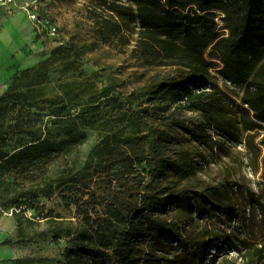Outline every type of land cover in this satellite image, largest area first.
Listing matches in <instances>:
<instances>
[{"label":"trees","instance_id":"1","mask_svg":"<svg viewBox=\"0 0 264 264\" xmlns=\"http://www.w3.org/2000/svg\"><path fill=\"white\" fill-rule=\"evenodd\" d=\"M89 1L96 47L110 45L124 50L131 47V57L142 65L171 67L178 71L154 85L148 101L161 110L201 112L205 121L194 127L177 117L174 120V127L190 133L188 141L195 140L210 148L218 145L223 149L225 144L213 140L209 133L211 126L226 140L236 139V127L244 131L264 129V0ZM219 13L224 14L227 35L218 29ZM66 50L67 47H60L37 66L23 70L0 95V141H5L9 132L33 136L32 141L15 154L9 155L0 148V170L14 164L18 172L27 170V178L36 180L45 174L50 164L68 157L84 142L81 130L68 128V140L51 143L36 135L32 128L21 126L18 114L3 116L2 113L18 110L26 103L37 105L36 100L28 101L25 93L43 95L44 90L35 82L37 77L47 75L62 63L68 57ZM69 65H75L74 69L79 71L76 60ZM214 68L242 88V93L238 92L242 104L217 84H212L214 90L208 89L207 82L214 77ZM54 89L51 104L57 108L58 103L64 102L83 105L99 101L93 82L73 79L58 82ZM232 91L236 95V89ZM99 105H94L92 110ZM117 107L107 120H103L101 112H94L91 118H83L82 113L77 123L79 127L99 128L105 133L90 152L83 169L46 185L47 189H52L55 183L77 180L86 188H92L91 182L96 179L90 191L91 201H94L91 207L94 212L97 204H104L106 208L105 216L97 218L98 222H105V227L100 224L96 235L80 233V242L67 248L66 264H172L176 260L170 255L190 258L191 264H215L216 258L206 260L210 241L192 242L183 232L195 219L194 214L201 218L204 211L213 209L201 194L191 196L183 186L185 181L195 179L198 170L195 155L204 157L203 152L186 146L169 130L147 126V109L128 107L124 110L120 102ZM54 111L57 117L64 115L62 108ZM83 112H87V108ZM8 121L12 122L7 124ZM146 174L151 177L150 186L165 185L148 194L134 192L136 196L142 193L141 197L122 204L120 187H125L133 178L143 179ZM102 186H106L107 193L100 192ZM175 186H183V189L169 192ZM211 189L215 195L219 194L217 186ZM110 194L113 201L105 198ZM84 203L88 205V201ZM171 210L181 213L171 218L168 216ZM21 211L26 213L28 209L19 204L14 212ZM229 236L222 234L224 239ZM167 239L176 241L177 246L168 248ZM181 246L185 250L179 254ZM256 254L263 256L264 247L256 248Z\"/></svg>","mask_w":264,"mask_h":264},{"label":"rangeland","instance_id":"2","mask_svg":"<svg viewBox=\"0 0 264 264\" xmlns=\"http://www.w3.org/2000/svg\"><path fill=\"white\" fill-rule=\"evenodd\" d=\"M16 1L24 3L32 0ZM35 5L36 12L43 18L42 23L19 7L12 13L0 14V95L8 90L23 70L37 66L58 48L67 47L68 57L57 64L48 76L42 74L37 77L35 82L44 90L43 95L25 93L27 100H36L37 105L26 103L18 110L2 112L3 116L18 114L21 126L32 128L36 135L51 143L68 140V128L81 130L85 140L68 157H61L50 164L45 174L36 180H29L27 170L20 173L14 164L0 170V229L8 228L10 232L9 239L0 246H17L19 252L13 260L14 264H66L67 248L80 242V233L96 235L100 224L105 227V222H98L97 219L105 216L104 204H97L95 212L91 207L94 201H91L90 191L96 179L91 182L92 188H86L77 180L55 183L52 189H47L46 185L83 169L90 152L104 135V130L99 128L79 127L77 123L82 113L83 118H91L94 112H101L103 120H107L118 110V102L124 110L128 107L147 109V126L169 130L186 146L203 152L204 157L195 155L198 166L195 179L185 181L183 186L191 192V196L201 194L213 209L204 211L201 218H196L194 214L195 219L187 229L183 228V232L192 242L201 239L210 241L205 254L207 262L216 258L215 264H264V255L260 257L256 254V248L264 247V129L244 131L236 127V139L226 140L211 126L209 133L213 135V140L225 144L223 149L218 145L210 148L199 145L195 140L188 141L190 133L173 126L176 117L194 127L204 122L205 116L193 110H161L148 101L151 88L176 75V69L142 65L131 57V47L125 50L110 45L96 47L89 0H36ZM223 17L224 14L219 13L218 29L227 35L229 30L225 28ZM75 60L80 73L74 69L75 65H69ZM213 74L212 80L207 82L208 89L214 90L212 84H217L238 104H242L239 95L242 88L221 76L217 68L213 69ZM73 79L93 82L99 101L83 105L58 103L64 115L57 117L53 112L58 108L51 104L53 89L58 82H71ZM233 89H236V95ZM23 90L26 91V88ZM97 104H100L99 108L92 110ZM86 108L87 112H83ZM9 122L12 121L7 124ZM147 129L145 127V132ZM5 137V141H0V148L9 155L20 151L33 139L27 133L9 132ZM150 182L148 174L143 179L129 180L125 187H120L119 200L126 204L132 199L137 200L142 193L148 194L165 185L161 183L155 188L149 185ZM183 186L171 187L169 192L180 191ZM212 186L219 188L218 195L213 193ZM105 189L106 186H102L100 192L107 193ZM134 192L142 193L136 196ZM105 198L113 201L111 194ZM100 199L102 197L97 198ZM84 201H88V205ZM19 204L29 211L14 212ZM30 207L35 211H31ZM178 213L181 211L171 210L168 216L172 218ZM224 233L230 236L224 239ZM94 241L98 243L97 238ZM166 243L168 248H171L169 245L177 246L174 240L167 239ZM183 250L184 246L178 248L179 254ZM170 258L176 260L172 264H191V259L187 257L170 255Z\"/></svg>","mask_w":264,"mask_h":264},{"label":"built area","instance_id":"3","mask_svg":"<svg viewBox=\"0 0 264 264\" xmlns=\"http://www.w3.org/2000/svg\"><path fill=\"white\" fill-rule=\"evenodd\" d=\"M35 2L36 0L26 1L24 3H18L16 0H0V14L1 12L12 13L16 8L19 7L21 9L28 11L32 18L42 23L43 18L40 17L36 12ZM30 214H32L31 211Z\"/></svg>","mask_w":264,"mask_h":264},{"label":"crops","instance_id":"4","mask_svg":"<svg viewBox=\"0 0 264 264\" xmlns=\"http://www.w3.org/2000/svg\"><path fill=\"white\" fill-rule=\"evenodd\" d=\"M9 233L8 228L4 230L0 229V244L9 239ZM18 252L16 245L7 244L0 246V264H14L13 260L17 258Z\"/></svg>","mask_w":264,"mask_h":264}]
</instances>
